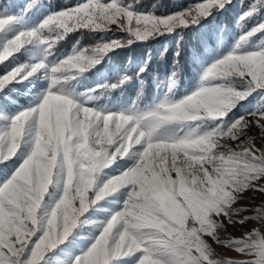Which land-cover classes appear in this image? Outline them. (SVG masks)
Instances as JSON below:
<instances>
[{"label":"snow or ice","instance_id":"1","mask_svg":"<svg viewBox=\"0 0 264 264\" xmlns=\"http://www.w3.org/2000/svg\"><path fill=\"white\" fill-rule=\"evenodd\" d=\"M138 3L0 0V264H264V23L230 43L233 0ZM80 29L100 35L59 54ZM161 37L158 68L149 52L101 70ZM186 58L195 86L177 95Z\"/></svg>","mask_w":264,"mask_h":264},{"label":"rangeland","instance_id":"2","mask_svg":"<svg viewBox=\"0 0 264 264\" xmlns=\"http://www.w3.org/2000/svg\"><path fill=\"white\" fill-rule=\"evenodd\" d=\"M17 2L22 3L23 0H17ZM81 2H83V0H77L75 3L69 6H74ZM242 3H243V0H233V5L231 6L227 16H221L219 18L222 22H224V24L226 25L228 29V36H229L230 43H235L239 39L240 35H242L245 31L250 30L256 24L264 23V10H261V12L253 15L247 20L241 21V16L248 10V4L251 3V0H245L244 6H241ZM258 3H259V0H257V4ZM184 4L185 3L181 4L180 6L183 7L188 4H192V3L188 2L186 5ZM138 8L142 11H154L153 5L147 10H144L143 8H140V7ZM179 9L175 11H178ZM161 38H162L161 41L156 42L155 45L153 46V50L150 51L153 57L156 55H160V52L162 51L165 45H167L169 49H173L175 46L174 41L171 38H165V37H161ZM262 38H264V32H261L258 34L257 37H254L253 42L261 40ZM192 42L194 43L195 41L193 40ZM68 52H70V50L64 53H68ZM64 53H59V54L62 55ZM141 60H142L141 58L138 60H135L132 58V55H130L126 61L118 62L114 60V55L112 54L111 59L106 62L104 68L101 70L107 73L111 69L119 67L121 65L128 67V68H135L141 62ZM187 66H188V69L186 70V72L183 75L180 73V87L177 90V95H182L185 89L191 90V88L195 86L193 74L195 73L196 69L192 66L189 60H188ZM155 75L158 76L159 79L161 80L163 79L162 72L156 73ZM96 79L97 77L95 75V70H93L91 73L88 74V79L80 83L79 90L85 91L88 88L94 87ZM152 79L153 77L151 78L150 81H148V84H147L149 93H146V95H148L147 97L149 98L153 97L156 94V87H155V84L152 83ZM135 90H137L135 86H133V88L128 89L127 93L125 94V98L131 97L132 99H135ZM117 96H120V94L119 93L113 94V99H115ZM146 102H150V100ZM243 103L247 105L248 101H244ZM252 106H253L252 104L249 105V107H252ZM261 199H264V198L257 196L256 203H259ZM236 235L237 237L240 235L239 231H236ZM218 251L221 252L222 255H226L227 257H235L237 255L234 251L227 252V253H225L223 249H218ZM122 264H136V261H135V258L127 259V260L122 261Z\"/></svg>","mask_w":264,"mask_h":264},{"label":"trees","instance_id":"3","mask_svg":"<svg viewBox=\"0 0 264 264\" xmlns=\"http://www.w3.org/2000/svg\"><path fill=\"white\" fill-rule=\"evenodd\" d=\"M77 0H50V2L55 5L57 8H63L65 6L72 5L75 3ZM188 2L195 3L196 0H139L138 7L143 8L144 10L149 9L152 5H156L154 8V11L157 14H168L170 12H173L177 9H179L181 4L185 3L186 5ZM100 34L98 33H92L84 29H80L76 32H73L69 34V38L61 42V45H58L59 48V53H64L66 51H69L72 46L76 44V41L80 42V46H91L96 40L98 39ZM122 33H111L109 36L111 38H119L122 36ZM162 38H158L155 41H150L148 43H138L136 45H133L129 48L125 49H119L114 55V60L121 62V61H126L130 55H132V58L135 60L142 59L143 56H146L148 52L153 50V46L155 45L156 42L161 41ZM171 50V49H170ZM112 55V54H111ZM171 56L165 57V60H170ZM154 63L153 67L158 68L159 67V60H160V55H156L153 57ZM188 60L186 58L184 62V66L181 70V74L183 75L186 70L188 69ZM167 67H170V65H165ZM152 76L148 78V81H150ZM136 92V90H135ZM146 93H149V89L146 88ZM148 96V95H146Z\"/></svg>","mask_w":264,"mask_h":264}]
</instances>
